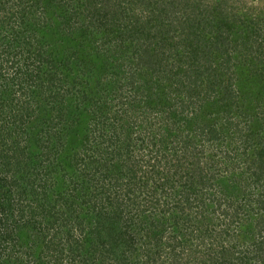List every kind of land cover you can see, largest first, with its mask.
Segmentation results:
<instances>
[{
  "label": "trees",
  "instance_id": "obj_1",
  "mask_svg": "<svg viewBox=\"0 0 264 264\" xmlns=\"http://www.w3.org/2000/svg\"><path fill=\"white\" fill-rule=\"evenodd\" d=\"M229 1L0 0V264H264V19Z\"/></svg>",
  "mask_w": 264,
  "mask_h": 264
},
{
  "label": "rangeland",
  "instance_id": "obj_2",
  "mask_svg": "<svg viewBox=\"0 0 264 264\" xmlns=\"http://www.w3.org/2000/svg\"><path fill=\"white\" fill-rule=\"evenodd\" d=\"M2 1V0H1ZM0 3H2V2H0ZM28 4H29V2H28ZM2 5H4V3H2ZM1 4H0V14H2L3 13V9L1 8V6H2ZM233 7H238V9L240 10H242V11H244L245 13L246 12H249V14L250 15H248V16H250L251 17V19L252 20H256V22H257V20H259V19H261L262 20V18L264 19V0H230L229 2H228V8H233ZM246 14H248V13H246ZM249 18V17H248ZM260 66H264V64H260ZM262 71H264V68H262ZM253 104V103H252ZM232 134H234V133H236L235 131H233V132H231ZM239 133H236V135H238ZM236 135H234V137H233V135H231L230 137V142H229V140L228 141H226L227 143H228V150H229V153H228V156H225V155H227V153L226 152H224V151H222L221 152V154H222V158H218V159H216V164H217V166H216V168H215V170H218V174H222V175H219L220 177H218L219 179L221 178V177H223V178H226V179H228V180H230L231 179V175H229L227 172L225 173V171H226V167H225V164H226V166H227V164H228V162H230L229 163V166H231V163L233 162V158H234V155H233V153L234 152H232V147L234 146V147H236V145L234 144V142H232L233 141V139L236 137ZM137 142V141H136ZM138 143V142H137ZM146 143V142H145ZM139 144V143H138ZM149 146L148 145H146L144 148V150H145V157H138L139 159V162H141V161H143V160H146V157H147V155H148V157H149V161L152 163V164H154L157 168H159V169H157V171H150V173L151 172H153V175H152V177H151V179H149V184H152L154 181L152 180L153 179V177H154V175L155 176H158L160 173H161V171H162V169H160V168H163L165 165H164V163H166L167 161H169V160H166V158H165V156L164 157H162L161 158V156H160V153H155L153 150H154V148H148ZM149 152L147 155H146V152ZM151 151V152H150ZM216 152H220V150H219V148H217V151ZM21 154H24V153H19L18 155H17V160H20V163L21 164H23V161H21L22 160V155ZM229 157V158H228ZM15 158V157H14ZM24 158V157H23ZM204 158H205V151H204V149L202 148V156L200 155V160H198V162L200 163V164H202V165H206V164H209L210 163V160H204ZM13 159V158H12ZM11 159V160H12ZM163 159V160H162ZM229 159V160H228ZM137 160H134V162H136ZM189 162H191V163H196L197 164V162H196V160H188ZM78 163H80V161L78 162ZM77 163V164H78ZM156 163V164H155ZM18 164V163H17ZM236 165V164H235ZM82 166V165H81ZM241 167V163H239L238 165H237V168H240ZM119 170L120 171H124V170H126L125 168H119ZM139 170V172L137 173V176H143L144 175V173H143V171H145V170H140V169H138ZM237 172H238V170H236ZM221 182H223V180L221 181ZM124 181H121L120 182V187L118 188V192H117V194L120 196L121 194H124ZM137 194V193H136ZM122 198H123V196H122ZM144 207V206H143ZM175 209H178V208H175ZM236 227V226H235ZM238 228V227H237ZM198 252V251H197ZM193 255H194V253H193ZM199 257L201 256V255H198ZM185 264V263H184Z\"/></svg>",
  "mask_w": 264,
  "mask_h": 264
}]
</instances>
